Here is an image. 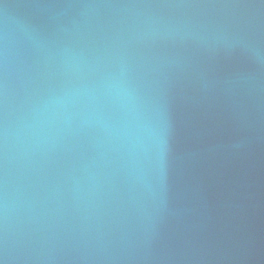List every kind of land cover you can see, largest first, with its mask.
Returning a JSON list of instances; mask_svg holds the SVG:
<instances>
[{
	"label": "water",
	"instance_id": "95a60500",
	"mask_svg": "<svg viewBox=\"0 0 264 264\" xmlns=\"http://www.w3.org/2000/svg\"><path fill=\"white\" fill-rule=\"evenodd\" d=\"M0 264H264V0H6Z\"/></svg>",
	"mask_w": 264,
	"mask_h": 264
},
{
	"label": "snow or ice",
	"instance_id": "6c2138e0",
	"mask_svg": "<svg viewBox=\"0 0 264 264\" xmlns=\"http://www.w3.org/2000/svg\"><path fill=\"white\" fill-rule=\"evenodd\" d=\"M9 4L6 2V0H0V8H7Z\"/></svg>",
	"mask_w": 264,
	"mask_h": 264
}]
</instances>
